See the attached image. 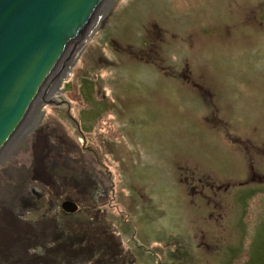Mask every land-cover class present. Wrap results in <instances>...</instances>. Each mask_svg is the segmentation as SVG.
Instances as JSON below:
<instances>
[{
	"label": "rangeland",
	"instance_id": "rangeland-1",
	"mask_svg": "<svg viewBox=\"0 0 264 264\" xmlns=\"http://www.w3.org/2000/svg\"><path fill=\"white\" fill-rule=\"evenodd\" d=\"M111 9L0 155V264H264V0Z\"/></svg>",
	"mask_w": 264,
	"mask_h": 264
},
{
	"label": "water",
	"instance_id": "water-1",
	"mask_svg": "<svg viewBox=\"0 0 264 264\" xmlns=\"http://www.w3.org/2000/svg\"><path fill=\"white\" fill-rule=\"evenodd\" d=\"M112 1L0 0V155L39 92L53 81L66 48L84 27H96ZM77 208L72 201L63 204L68 212Z\"/></svg>",
	"mask_w": 264,
	"mask_h": 264
},
{
	"label": "bare ground",
	"instance_id": "bare-ground-1",
	"mask_svg": "<svg viewBox=\"0 0 264 264\" xmlns=\"http://www.w3.org/2000/svg\"><path fill=\"white\" fill-rule=\"evenodd\" d=\"M111 7H112V3L110 4V6L108 7V9L106 10V12L104 13V15L102 16V18H104L105 16H106V14L107 13H110L111 11H112V9H111ZM101 20V19H100ZM92 27H84L83 28V30L81 31V33H80V35H79V37L77 38V40H76V42H75V44L73 45V47H67L66 48V50H65V53H64V55H63V58H62V60H61V62H60V65H59V67H58V70H57V72H56V74H55V76L58 78V76H59V78L63 75V73L64 72H66L67 70L69 71V69H70V67L67 65L68 63H69V61H71V59H73L74 58V55L76 54V52H77V50H79V48L82 46V44H83V42H84V40H85V38H86V32H87V30H89L90 31V29H91ZM85 36V37H84ZM55 78V77H54ZM54 80V79H53ZM48 82V81H47ZM50 83H52V81H50ZM50 87H51V85H50ZM55 88V87H54ZM51 90L53 89V88H50ZM40 93L41 92H39V94L37 95V97L35 98V100H34V103H33V105L34 104H36V103H38V104H42V103H45V104H52V103H49L48 102V100L47 99H44V97H43V100L45 101H43V100H41V98L39 97V95H40ZM54 93H57V91L54 89L53 90V94ZM58 96H59V100H60V98H61V93H60V91H59V93H58ZM43 101V102H42ZM40 104V105H41ZM32 113H33V110H31L30 112H27V114L25 115V118H24V121L25 122H27L29 119H30V116H32ZM24 123V122H23ZM75 127H77L74 123H72ZM24 124H22L21 126H20V128L23 126ZM27 126V125H26ZM24 127V126H23ZM20 128H17L16 130H15V132H14V134H13V136L15 135V134H21V130H19ZM26 129H28V127H26ZM29 133L31 132V131H28ZM81 135H82V137H84L83 136V134L80 132V137H81ZM12 136V138H11V140L14 138ZM81 137V139H83ZM24 138V137H23ZM85 138V137H84ZM10 140V141H11ZM76 140H77V138H76ZM10 143V142H9ZM11 144V143H10ZM9 144V145H10ZM8 145V146H9ZM6 149V147H1V154H3L4 152V150Z\"/></svg>",
	"mask_w": 264,
	"mask_h": 264
},
{
	"label": "trees",
	"instance_id": "trees-1",
	"mask_svg": "<svg viewBox=\"0 0 264 264\" xmlns=\"http://www.w3.org/2000/svg\"><path fill=\"white\" fill-rule=\"evenodd\" d=\"M94 260V259H93ZM93 260H92V264H93ZM80 264V263H79ZM98 264V263H97Z\"/></svg>",
	"mask_w": 264,
	"mask_h": 264
}]
</instances>
